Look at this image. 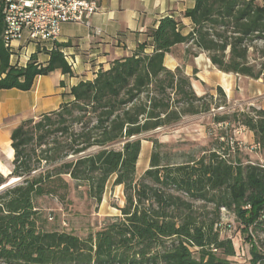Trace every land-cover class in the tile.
<instances>
[{"label":"trees","instance_id":"obj_1","mask_svg":"<svg viewBox=\"0 0 264 264\" xmlns=\"http://www.w3.org/2000/svg\"><path fill=\"white\" fill-rule=\"evenodd\" d=\"M193 2L181 15L191 22L187 34L180 30V18L160 19L147 32L151 53L140 45L134 55L73 87L71 99L57 110L23 120L12 131V170L7 177L0 174V188L18 182L0 191V264H236L232 241L219 235L221 210L235 216L250 244L249 264H264L253 236L264 232V164L230 161L214 151L171 166L161 165L153 153L149 169L135 179L140 136L220 108L225 111L214 114V125L244 128L264 151V110L250 106L230 113L221 88L216 92L222 100L214 105L212 95H196L183 70L206 54L219 72L261 79L264 63L258 67L250 56L264 58V5L256 0ZM2 32L0 3V90L29 91L39 76L71 73L62 53L66 45L60 43L46 65L36 55L25 67L10 65ZM166 55L179 66L167 69ZM119 142L121 149L111 148ZM111 177L114 187L123 188L124 205L100 230L81 239L41 228L36 199L63 202L71 181L83 184L88 198L101 204ZM169 188L211 204L212 216L198 213Z\"/></svg>","mask_w":264,"mask_h":264},{"label":"crops","instance_id":"obj_2","mask_svg":"<svg viewBox=\"0 0 264 264\" xmlns=\"http://www.w3.org/2000/svg\"><path fill=\"white\" fill-rule=\"evenodd\" d=\"M256 1L264 5V0ZM96 2L99 10L87 23H68L60 28L58 43L66 45L62 48L63 51L69 59L75 61L70 74L54 70L47 76L37 77L29 91L0 90V172L4 166L9 173V165L13 159L10 136L23 120L35 119L57 110L71 99L69 95L73 87L80 82L92 81L99 70L109 69L111 62L134 55L140 45L146 44L144 53H151V39L147 37V32L155 28L160 19L166 16L180 18L182 33L187 34L191 30L190 20L182 18L181 15L193 7V0H96ZM96 29L100 30L101 34L96 35L94 33ZM13 46L17 49L15 55H10V65L16 67H25L32 55L37 56L39 64L46 65L49 61V52L53 48L52 45H46V50L41 51L24 41L14 42ZM201 60L214 69L206 54H199L185 68H193L192 75L207 86V83L197 76L201 74L198 71ZM164 66L174 70L179 64L172 56L166 55ZM184 73L189 77L188 73L185 71ZM218 73L223 79L209 85L210 95L214 96L213 92L221 88L225 95V109L228 112L240 110L235 107L237 92L233 89L235 87L233 78L241 77L219 71ZM254 81L261 82V79ZM201 82H191L198 96L205 94L201 89ZM253 100L257 101L249 103V107L264 110V101L260 102V95L249 99ZM247 132L250 134L249 139L254 143L253 134Z\"/></svg>","mask_w":264,"mask_h":264},{"label":"rangeland","instance_id":"obj_3","mask_svg":"<svg viewBox=\"0 0 264 264\" xmlns=\"http://www.w3.org/2000/svg\"><path fill=\"white\" fill-rule=\"evenodd\" d=\"M258 57L256 54L251 55L250 61L256 63L259 67L260 63H264V58L260 59ZM198 67L201 74H197V76L204 83H207V86L199 78L192 75L193 68L183 67V70L188 73L192 83L200 81L202 83L201 89L205 91L204 96H209V85L218 81V79H223V76L218 73L216 68L213 69L208 66L204 60L200 61ZM233 79H235L233 89L237 92L235 107L243 111L247 110L249 103L257 101H249V99L258 95H260V102L264 101V76L261 77V82L243 77ZM196 92L199 94L198 91ZM213 95L214 105L222 100L221 95L216 91L213 92ZM214 105L212 106L214 107ZM223 111L225 110L212 111L193 117L186 116L176 124L140 136L142 151L136 165V181L140 180L143 173L149 169L150 157L153 153L159 154L161 165L176 166L185 164L196 161L214 151L220 155L224 154L225 158L230 161L240 159L243 164L263 165L264 151L262 149L250 150V145L253 142L249 139L250 134L247 130L236 133L235 125L229 126L228 123L220 127L214 125L212 122L214 114ZM235 141L241 143V146L237 149L230 146V143ZM121 146L122 142H119L112 145L111 148L119 150ZM221 146L226 150V153L220 148ZM11 170L12 165L10 163L9 173ZM0 173L4 177L9 175L7 168L4 166L1 167ZM113 180L114 177L109 179L101 204H96L95 201L88 198L87 189L83 184L71 181H69V192L63 202L56 197L36 199L35 207L39 211L41 228L48 231L70 233L81 239H86L89 235L94 234L104 226L109 218L119 216L118 209L124 205L123 188L114 187ZM168 191L190 200L184 194L175 192L170 188ZM190 201L198 213L207 214L209 218L212 216L211 204L202 201ZM221 214L223 219L218 231L221 238L230 239L233 243L235 255L231 260L236 264H249L250 244L243 236L239 223L231 212L221 210ZM253 236L260 251L264 252V232L260 230L255 232Z\"/></svg>","mask_w":264,"mask_h":264},{"label":"built area","instance_id":"obj_4","mask_svg":"<svg viewBox=\"0 0 264 264\" xmlns=\"http://www.w3.org/2000/svg\"><path fill=\"white\" fill-rule=\"evenodd\" d=\"M0 3L3 21L1 39L10 55H15L17 48L13 43L18 41L32 44L41 51L46 50V45L54 46L60 38L62 25L87 23L99 10L96 0H0ZM94 33L99 35L101 31L96 29ZM62 53L68 65L74 67L75 61L69 59L63 50ZM243 130L239 128L236 133ZM230 146L240 147L241 143L235 141ZM259 149V144L250 145L251 151Z\"/></svg>","mask_w":264,"mask_h":264},{"label":"water","instance_id":"obj_5","mask_svg":"<svg viewBox=\"0 0 264 264\" xmlns=\"http://www.w3.org/2000/svg\"><path fill=\"white\" fill-rule=\"evenodd\" d=\"M16 182H18V181L16 180V181H14V182H12V183H10V181H9V183H7L6 185H4L3 187L0 188V191H2L3 189H5L6 187L11 186L12 184H14V183H16Z\"/></svg>","mask_w":264,"mask_h":264},{"label":"bare ground","instance_id":"obj_6","mask_svg":"<svg viewBox=\"0 0 264 264\" xmlns=\"http://www.w3.org/2000/svg\"><path fill=\"white\" fill-rule=\"evenodd\" d=\"M14 181H16V180H10V183H12V182H14Z\"/></svg>","mask_w":264,"mask_h":264}]
</instances>
